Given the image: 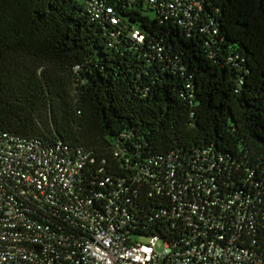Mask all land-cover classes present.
<instances>
[{
    "label": "trees",
    "instance_id": "1",
    "mask_svg": "<svg viewBox=\"0 0 264 264\" xmlns=\"http://www.w3.org/2000/svg\"><path fill=\"white\" fill-rule=\"evenodd\" d=\"M163 1L106 0L117 21L98 23L85 0H0V134L92 160L68 204L25 205L84 237L66 209L89 201L102 211L117 193L131 241L180 245L217 234L188 219L196 202L225 243L264 264V0H201L188 29L161 19ZM148 159L153 179L138 180ZM167 164L185 189L167 185ZM229 201L242 224L235 213L217 217Z\"/></svg>",
    "mask_w": 264,
    "mask_h": 264
},
{
    "label": "built area",
    "instance_id": "2",
    "mask_svg": "<svg viewBox=\"0 0 264 264\" xmlns=\"http://www.w3.org/2000/svg\"><path fill=\"white\" fill-rule=\"evenodd\" d=\"M84 11L98 23L117 21L106 0H85ZM201 11V0H165L159 5L158 15L163 21L188 29ZM131 36L137 44L143 43L138 30L133 29ZM149 49L162 56L159 44ZM87 160L92 162L89 153L81 149L69 158L18 136L0 134V264H253L247 251L233 247L231 240L224 242L219 232L223 227L214 220L205 221L196 202L189 207L188 219L203 223L205 233L217 230V234L202 239L195 236L180 245L159 243L156 238L131 241L127 227L132 218L125 196L117 193H112L102 211L94 209L89 201L66 209L75 230L84 237L65 235L26 207L25 202L31 198L43 201L44 206L54 205L58 198L68 204L76 195L77 179ZM151 166H155L151 159L140 164V174L135 177L140 180L143 174L152 180ZM163 175L171 188H186L177 183L170 164ZM173 200L179 201L176 196ZM38 208L46 211L42 206ZM178 210L179 216H184L182 205ZM227 213H235L239 224L245 220L230 201L219 207L217 217Z\"/></svg>",
    "mask_w": 264,
    "mask_h": 264
},
{
    "label": "rangeland",
    "instance_id": "3",
    "mask_svg": "<svg viewBox=\"0 0 264 264\" xmlns=\"http://www.w3.org/2000/svg\"><path fill=\"white\" fill-rule=\"evenodd\" d=\"M157 249L160 250V246H158Z\"/></svg>",
    "mask_w": 264,
    "mask_h": 264
}]
</instances>
